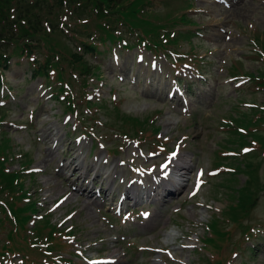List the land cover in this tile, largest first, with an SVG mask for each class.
<instances>
[{"label":"rangeland","instance_id":"374dc122","mask_svg":"<svg viewBox=\"0 0 264 264\" xmlns=\"http://www.w3.org/2000/svg\"><path fill=\"white\" fill-rule=\"evenodd\" d=\"M213 1L188 0L191 7L186 12L187 17L195 23L193 26L178 27H181L182 31L193 32V35L177 43L154 48L158 52L142 46L127 49L115 45L111 50L106 49L98 55H87L89 62L98 63L99 78L88 76L87 81L90 85L86 88V93L78 84L77 71L66 67V70L74 73L73 77H76L74 81L72 80V85L78 114L63 112L66 102H60L49 95L48 85L53 83H46L43 77L32 78L25 59L13 57L8 70L4 72V81L10 91L4 92L5 97H1L0 92V99H5L3 102L0 100V104L5 107L2 129L7 132L8 140L13 146V150L9 152H13L15 158L18 157L17 160L15 158L10 160L8 168L18 170L19 158L23 160L24 154L30 157L31 162L27 170L32 172L33 178L27 177L28 171H24L23 163L21 173L24 171L26 175L22 179L31 199L41 201L38 214L49 208L50 203L47 204V201L52 202L62 194H71L57 211V218L58 214L62 215L72 210L74 212L72 223L78 228L75 235L83 239V246L86 247L89 242L92 243L97 238L103 240V243L97 244L93 249L101 247L103 250L101 255L119 250L120 258L117 264H165L167 261L165 255L146 250L150 253L149 256L148 253L138 250L143 246L169 248L177 260L186 263L210 264L208 253L199 249L201 243L192 232L201 235L205 224L211 218L221 217V212L224 215L226 210L231 212L232 217L236 207L242 208V203L237 201L244 184L249 182L247 186L250 189L254 184V188L258 183L264 184V137L258 136L264 133V112L262 115H256L246 126L248 131L235 119V116L240 114L239 111L248 116L264 108V87L242 79L240 75H231L228 71L236 68V74L264 72L262 68L264 58H259L255 54L256 51L264 50L261 46V41L264 43V0H226L229 7L221 2L212 3ZM182 3L183 0H151L145 10L153 19L155 15H163ZM75 7L77 5L70 3L51 16L52 24L62 30L63 35L57 34V38L62 45H69L71 50L77 48L75 38L68 37L71 36V29L73 31L77 29V33L86 30L93 34L98 33V29L94 32L95 26L92 21L93 16L96 17L95 10L82 3L78 11L73 13ZM179 10L176 9L174 12ZM86 22H89V29L80 27ZM106 23H112L125 41L135 42V31L114 19ZM43 24L46 28L50 26L47 23ZM133 24H138L136 17L127 20L128 26ZM147 36L142 40L144 43H149ZM160 39L161 42L165 41L164 37ZM178 56L179 61L186 64H172V60ZM188 61L193 62L188 63ZM49 72L52 75L51 79H54V70ZM54 80L56 81L54 83L65 88L66 92L64 91L63 95L66 101H69L68 79L64 83ZM186 84L192 87L189 94L190 102L185 103V107L166 97L170 86L178 87L183 93ZM85 94L87 98L96 99L97 104L88 107L89 105L84 102ZM240 101L248 104L245 105ZM118 116L145 120L144 130L135 133L133 126L129 123L123 126V120ZM80 121L86 127L80 126ZM225 122H228L227 127ZM156 126L160 129L157 139H153L148 132ZM259 126L260 133L256 131ZM122 130L138 139L127 138L128 136L121 134ZM241 131H245V134ZM146 133L148 134L146 139L139 145L144 147V153L147 154L151 151L150 147L153 148V145L157 147L159 143H164L165 139H168L167 150L180 146L178 161L184 166L189 165L183 177L186 179L183 180L184 186L174 197L160 198L154 194L153 198H144L145 200L140 203L141 210L151 212L147 220L136 225L133 224L135 217L131 215L123 216L120 223L119 217L111 218L108 210L109 200L102 205L100 197L94 203L91 198L72 191L71 184L77 181L78 177L84 176L83 171L86 169V179H91L99 173L96 177L97 184L101 182L103 188L105 187L104 192L107 193V197L111 195L110 188L113 190L116 188V191L121 189L123 185L120 184V179L110 181V178V188L106 189L107 169L119 167V170L124 171L123 173L132 175L127 171L126 166L117 163L119 159L133 160L132 153L135 151L136 140ZM154 134L152 133L153 136ZM77 137L79 141L75 140ZM103 144L107 148L116 147L118 151L120 150L117 154H120L107 157L106 148L102 149ZM91 145L93 146L89 154ZM71 147L76 150H72ZM231 150H233L232 155L235 156L220 162L221 166H217L219 164L216 160L222 157L221 153ZM243 150L247 152H241ZM106 158L107 163L102 164ZM71 159L80 167L77 172L66 167ZM161 159L162 156L159 157V160ZM246 159L252 161H245ZM148 161L149 157L147 161L146 158L137 160L138 164ZM62 163L65 168L59 166ZM38 167L44 170L34 172L33 170ZM197 169L202 170L204 176L201 179L205 184H202L194 196H189ZM221 182L227 184L225 189ZM83 193L87 191L83 190ZM255 193L257 198L254 203V199L248 201L253 205L247 214L248 218L244 219V222L253 228L251 239L239 238L246 229L239 226L240 232H238L231 228L233 223L226 217L220 220V227L231 229L232 240H237L238 247L254 245L250 264H264V187H258ZM1 194L3 204L15 205L17 196L13 191L3 190ZM28 194L24 192L23 200L19 202L21 208L23 204L28 203ZM44 202L46 204L43 206ZM232 203H235L234 206ZM10 206H7L3 215L8 214L13 217L11 214H15V211ZM65 209L69 210L64 212ZM105 216L113 225L103 222ZM50 218L53 220L54 216ZM3 225L4 229L0 230V242L5 239L10 223L5 219ZM11 228L20 232L40 234H46L48 230L44 223L23 228L22 223L16 224L13 220ZM214 235L206 244L212 252L225 245L228 232L220 235L214 232ZM61 237H67L66 233L55 228L51 239L46 240L43 245L51 241L56 242L57 238ZM131 240L135 243L133 246H128L126 242ZM192 245L197 247L193 248ZM229 246L230 244L223 251L220 249L218 254L211 253L216 264H219L223 256L228 253ZM37 249L41 255L42 252L44 253L43 260L46 264V255L52 251V248L45 246L42 250ZM57 251L65 252V249L61 248ZM86 253L96 254L89 249ZM239 253L232 259L235 264H239ZM18 254L22 255V251ZM27 255L32 256L33 251L28 250ZM226 257L229 259L231 255L228 254ZM5 260L19 263L18 257H9ZM3 263L5 262L2 261Z\"/></svg>","mask_w":264,"mask_h":264},{"label":"trees","instance_id":"16d2710c","mask_svg":"<svg viewBox=\"0 0 264 264\" xmlns=\"http://www.w3.org/2000/svg\"><path fill=\"white\" fill-rule=\"evenodd\" d=\"M77 1L0 0V85L2 83V73L9 67L10 59L12 57H23L27 60L28 65L33 68L32 72L34 75H44L46 78L51 79L52 75L49 71L54 70L55 75L53 78L64 83L67 79L65 74L67 71L66 67H70V69L77 71V81L80 82V85L83 87L86 86L88 76H98V67L90 63L85 56L87 54L99 53V44L103 46L107 44L111 45L115 41L122 39V35L114 29L112 23H106V21L113 19L126 25L131 30H140L141 36L138 35V40H141L142 35L143 37L156 35L155 37L147 36L149 39L147 47L149 48L164 47L167 42L173 43L178 39V36L173 37L174 35H172L170 29L176 21V18L168 22H151L141 13L145 0ZM70 3L77 5V7L73 8V13L78 11L82 3L95 10L94 14L96 17L93 16L92 20L95 26L94 32L98 29L97 34H93L88 30L77 33V29L74 31L71 29V36L68 37L75 38L77 45V48L73 50L70 49L69 45H62L59 41L57 34L61 35L62 30H59L56 25H53L51 20L52 15ZM132 17L138 19V24L128 26L127 20H131ZM43 23H47L50 26L46 28ZM80 27L89 29V22L82 24ZM160 34L163 35L164 42H161L162 40L159 38ZM65 49H68V52ZM39 56H41V59H39ZM231 73L235 74L236 72L232 69ZM248 74L252 82L264 86V72L256 75L253 73ZM69 77L71 78V74H69ZM56 89L59 92L64 90L62 85ZM66 109L71 110L70 103ZM4 116V111L0 109V118ZM119 117L123 121L133 123L134 127L142 124L137 118ZM156 130L157 128L154 129V131ZM7 147V139L3 138L0 143V192L6 189L14 191L16 188L18 191L19 187V184L17 185L16 182L18 181L17 174L5 170V163L7 161L5 151ZM248 189L249 187L244 185L240 190L239 202L242 203V208L237 207L234 209L232 214L234 221L239 220V212L246 210L248 201L252 200V194Z\"/></svg>","mask_w":264,"mask_h":264},{"label":"bare ground","instance_id":"6f19581e","mask_svg":"<svg viewBox=\"0 0 264 264\" xmlns=\"http://www.w3.org/2000/svg\"><path fill=\"white\" fill-rule=\"evenodd\" d=\"M212 3H215V2H212ZM226 7H228V6H226ZM123 70V69H122ZM155 78H156V76H155ZM186 168H188L189 167V165H187V166H185ZM77 169H78V167H77Z\"/></svg>","mask_w":264,"mask_h":264},{"label":"snow or ice","instance_id":"6c2138e0","mask_svg":"<svg viewBox=\"0 0 264 264\" xmlns=\"http://www.w3.org/2000/svg\"><path fill=\"white\" fill-rule=\"evenodd\" d=\"M173 155H175V154H173Z\"/></svg>","mask_w":264,"mask_h":264}]
</instances>
